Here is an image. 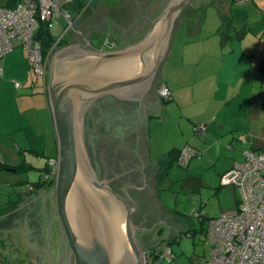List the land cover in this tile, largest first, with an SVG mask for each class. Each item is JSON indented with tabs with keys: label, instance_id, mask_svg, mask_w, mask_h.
Here are the masks:
<instances>
[{
	"label": "rangeland",
	"instance_id": "374dc122",
	"mask_svg": "<svg viewBox=\"0 0 264 264\" xmlns=\"http://www.w3.org/2000/svg\"><path fill=\"white\" fill-rule=\"evenodd\" d=\"M8 1L0 0V6H4ZM153 1L157 3L155 15L158 16L162 9L159 4L162 5L164 0H152V3ZM122 2L126 3L128 1L74 0L71 12L72 16L75 13L77 16H73L72 28L76 21L75 18H79V24L83 27L86 26V23L89 24L95 19L93 16L98 18L100 15L105 16L106 13L109 18L112 15L115 16L114 18L120 16V18H132L131 10H128L129 5L125 4L121 9L115 6ZM228 2L229 5H226ZM105 6H112L114 9L104 11L102 8ZM141 9L144 11L146 8L142 7ZM231 16L246 18L247 22L250 21L248 27L251 28V33L249 36L250 38H256V42L246 45L251 47L252 50H247L244 43L240 45L238 41H232L231 38L226 36V26L222 29L215 24L219 18H231ZM179 18V21L174 25L168 47V54L172 52L177 53L178 56L176 60L171 59L170 63H168L169 57L161 63L157 71L158 74L156 73L158 83L163 84L168 79V75L176 70L172 66L180 63L182 65L179 67L181 73L185 76L197 78L196 88H198L203 80V78H198L203 63L217 64L223 59L219 52L223 48H232V46L235 52H240V55H242L241 60L235 64L246 65L248 62L250 63V60L256 63L254 59H258L257 68L264 67V0H246V2L244 0L241 4L232 3L230 0H222L221 2L219 0H193L189 7L182 10ZM204 18L205 30L203 34L192 35L195 26L199 29ZM184 20L185 22H183ZM61 22L59 20L50 26V30L55 37H59L64 29V24ZM188 27L191 30H187ZM103 34L106 36L107 32ZM65 36L63 39L66 38ZM95 41L93 38V43ZM59 42L56 43L51 53L46 57V77H48V81L50 80V70L55 52L63 49ZM118 46L121 47V43ZM191 50H198L195 54L201 59L204 58L202 63L193 64L191 60L187 59L185 53L189 54ZM224 51H229V49ZM250 53H252L254 59L251 58ZM229 54L231 55L232 52ZM33 77L37 83L40 82V79L34 75ZM208 78L209 76L205 75L206 81ZM182 83L187 82L182 81ZM206 83L205 91L209 89ZM248 86L253 85L248 84ZM238 87L244 91V87L240 85ZM256 87L252 94L256 102L261 105V101L264 99H261L260 95L264 87L261 89L259 84ZM36 89L40 90V83H38ZM180 96L185 98L183 95ZM206 103L211 112L220 107L217 96L214 98L209 96L208 102L207 100L197 101L194 108L196 110L200 109L199 112L202 113L206 108ZM241 108L243 109V106H239V108L236 106L234 109L240 111ZM260 110L264 111V104L260 106ZM190 112L191 110L187 106L178 108L170 100L159 99L157 107L147 111L149 118L146 117L144 129L141 131V137L145 144L140 145V147H138V139L137 144L135 138V141L134 139H126L129 124L133 126V123L129 121L128 124L126 116L121 114H118L113 120H104L109 123L108 125L104 124L103 121L98 127L91 125V128H88V141L92 148L97 149V155L92 149L93 157L101 159V162H103L102 157L109 159L110 162L115 161L116 163L110 168L113 170L114 175L119 176L143 166L144 184L147 185L148 190L152 192V196L155 198L153 202L157 207V220L160 223L154 225L150 230L135 231V238L142 252L140 256L141 264H143L142 257H144V254L149 257L153 250L158 256H163L169 248L175 256V260L171 264H203L207 255L204 242V227H206L207 221L235 209L239 201L237 189L233 186H223L221 177L233 166L234 160L238 157L237 152H240L241 144L235 140V142H221L217 146L208 147L209 143L206 138L208 134L203 136L205 132L203 134L196 132V129L201 126H197V123L195 124L197 127L193 128L195 122L191 124L186 117V114ZM224 112L228 111L225 110ZM130 120L134 119L130 118ZM209 136L211 142L213 138H217L215 132L209 133ZM185 148L187 149L185 161L181 163L179 158V160H172L170 163L168 159L167 163L165 159L167 153L173 149L183 152ZM193 152L196 154L194 157H192ZM257 152L264 153L263 150ZM54 153L52 143L43 156L41 154L37 156L35 153L29 152L27 160L37 165L34 166L35 170L28 173L19 172V179H21L19 182L21 183L17 182L18 184L11 187L6 186L5 182L0 180V217L3 216L1 222L7 219L4 218L6 213H14L13 217L9 216L12 217L10 221L7 219L9 222L0 227V264H38L36 262L37 257L44 255L43 253L55 252L50 247L51 245L56 246L61 240V235L58 236L54 233L53 227H51L53 225L52 219L54 218L53 221L58 219L54 193L48 192L50 193L49 198L53 209L47 212L45 209L47 196L39 197L44 187L33 188V186L23 183V181H29L31 184L36 183L40 180L39 173L41 171L39 170L43 169L46 172L43 175L45 177L53 167L56 168L57 160L54 166L48 160L49 157L54 156ZM89 158L95 173L96 168L93 166L94 163L90 155ZM107 166L110 165L107 164ZM104 179L106 180L104 176H100L96 181L100 184ZM108 179L111 178L107 177ZM49 180L48 177L44 184L47 185ZM13 181L18 180L14 179ZM23 195L27 198L24 199ZM38 197L39 199L33 201L34 203L31 205L28 203ZM26 211L27 215H25ZM199 215L201 217H198ZM56 224L59 225L58 220ZM18 228L25 229L24 238L23 230H13ZM167 240L175 242L168 245ZM154 264L168 263L158 258L154 261Z\"/></svg>",
	"mask_w": 264,
	"mask_h": 264
},
{
	"label": "crops",
	"instance_id": "0c3cea01",
	"mask_svg": "<svg viewBox=\"0 0 264 264\" xmlns=\"http://www.w3.org/2000/svg\"><path fill=\"white\" fill-rule=\"evenodd\" d=\"M127 1L126 3L122 2L115 6L121 9L125 4L129 5L128 10H131L132 18H120L121 16L114 18L115 16L113 15L109 18V15L106 13L105 16L100 15L98 18L93 16L95 19L89 24L86 23L84 27L79 24V18H75L74 27L66 34V38L64 39L65 44L62 48L76 46L83 51L99 53L100 51L103 52V50L99 48L100 42L103 39L109 38V40L113 42L114 48L112 50L108 49L105 52H114L135 46L142 42L149 32L152 22L156 19L155 7L157 3L154 1L152 3V0ZM169 1L170 0H164V3L159 5L164 9ZM219 1L221 2L222 0ZM230 2L241 4L238 0H230ZM254 3L253 1V4ZM227 4L229 5V2L226 3V5ZM105 7L102 8L104 11H111L114 9L112 6ZM142 7L146 9L142 11ZM73 16L76 17V13ZM179 19L180 18H177L174 25ZM183 22H185V20ZM249 22H247L246 18H234L231 16V18H219L215 24L222 29L226 26V36L231 38L232 41H238L240 45L244 43L247 50H252L251 47L246 45L256 42V38H250L249 36L251 33V28L248 27ZM187 30H191V28L188 27ZM204 30L205 18L199 29L195 26L192 35L197 36L201 33L203 34ZM105 32H107L106 36L103 34ZM93 38L96 40L95 43H93ZM119 43H121V47L118 46ZM226 49H229V51H224ZM197 51L198 50H191L189 54L183 53H185L186 57H188L187 59L191 60L193 64L202 63L204 58L201 59L196 56L195 52ZM231 52L232 54L230 55L229 53ZM219 53L223 56L222 61L217 64L210 62L206 64L203 63V68L198 74V78H203V80L198 88H196L197 78L183 75L181 70H179V67L182 66L180 63L172 66V68H176V70L168 75V79H166L163 84L158 83L156 78L152 85V89H150L151 91H147L141 98L145 99L146 105L145 109L138 117L139 121L137 120V122H134L133 126L128 122L129 127L126 133V139L130 140L137 138L138 147L145 144L141 137V131L144 129L146 117L149 118L147 116V111L157 107L160 98L157 97L156 92L159 87L166 86L171 94L168 100L174 102L178 108L187 106L191 110L190 113L186 114V117L191 124L195 122L193 128L197 126H206V131H204L205 134L203 136L208 134L206 137L209 143L208 147L217 146L221 142H235V140L241 144L240 152H237L238 157L234 160L233 166L242 162L243 152L245 150H252L255 152L259 150L264 151V111L260 110V106L264 104V100L261 101L260 105L256 102L252 94V91L256 90L257 84L260 85L261 89L264 87V67L260 69L257 68L256 63H258L259 60H255L252 53H250V56L256 63L250 60V63L248 62L246 65L235 64L237 61L241 60L242 55H240V52H235L233 46L232 48H223ZM177 56V53L171 52L168 54L167 51L164 60L169 57L168 63H170L171 59L176 60ZM0 68V180L4 181L6 186L11 187L14 184H18L17 182L21 180L19 179V172L28 173L29 171L35 170L34 166L37 165L27 160L29 152L35 153L37 156H40V154L43 156L48 150V146L52 143L55 153L54 156L48 159L49 162L52 163V161L55 162L57 160L59 147L46 89L48 77H46L47 79L45 82L39 80L40 90L36 89L38 83L34 80L30 64L26 59L20 41L16 40L14 42V48L0 58ZM205 75L209 76L207 81L205 80ZM14 80L21 83V88H15L13 84ZM182 81L187 83L183 84ZM205 82H207L206 84H208L209 87L206 91ZM248 84L253 86H248ZM239 85L244 87V91L238 87ZM180 95L185 96V98H182ZM209 96H212V98L217 96L220 105L219 109L211 112L206 103V113L205 110L200 113V109L196 110L194 104L200 100H207L208 102ZM260 98L264 99V90H261ZM236 106H238V108L239 106H243V109L241 108L242 110L240 109V111L235 110L234 108ZM225 110L228 112H224ZM197 123L198 125L196 126L195 124ZM137 129L140 132H137ZM214 132L217 138H213L211 142L209 133ZM94 151L97 155V149H94ZM195 155V152H193L192 157ZM165 159L168 163V153L165 155ZM49 162L47 163L48 167ZM52 165L54 166V164ZM1 166H6L5 168L7 169H3ZM39 171H41L39 173V179L45 182L46 180L43 175L46 172H44L43 169ZM49 174L50 172H48L46 176ZM14 179L18 181H13ZM23 183L28 184V186L35 184H31L29 181H23ZM44 189L39 197L44 195L47 196L45 209L47 212H50L51 209H53L49 198L51 192L48 193L50 189ZM24 196L25 195H23V198L26 199L27 197L25 198ZM39 197L32 199L28 203L31 205L39 199ZM27 214L26 211L25 215ZM9 216L13 217L14 215L6 213L4 218L10 221L12 217ZM2 217H0V227L5 225L6 222H9L7 219L1 222ZM53 219V225L51 226L53 227V232L60 236V225L56 224L58 219H56V221H53Z\"/></svg>",
	"mask_w": 264,
	"mask_h": 264
},
{
	"label": "water",
	"instance_id": "95a60500",
	"mask_svg": "<svg viewBox=\"0 0 264 264\" xmlns=\"http://www.w3.org/2000/svg\"><path fill=\"white\" fill-rule=\"evenodd\" d=\"M192 1L170 0L135 46L99 53L70 46L55 52L47 86L59 147L54 198L75 264H141L135 231L160 223L155 198L144 184L143 166L122 174L131 176L119 184L124 198L105 179L97 183L82 139L83 116L104 96L134 91L143 97L167 54L177 17ZM13 230H23L24 238L25 229Z\"/></svg>",
	"mask_w": 264,
	"mask_h": 264
},
{
	"label": "built area",
	"instance_id": "2783aa9c",
	"mask_svg": "<svg viewBox=\"0 0 264 264\" xmlns=\"http://www.w3.org/2000/svg\"><path fill=\"white\" fill-rule=\"evenodd\" d=\"M8 3L9 6H0V58L14 48L16 40L20 41L33 75L45 82L47 58L43 57L36 34L41 24L47 23L50 28L61 20L64 29L56 43L63 39L73 25L74 0H9ZM103 45L111 47L108 40ZM13 84L16 89L21 88L20 82L14 80ZM157 96L168 100L170 90L159 87ZM204 131L206 126L196 129L197 133ZM180 154L182 163L187 149ZM221 183L237 189L239 201L235 209L207 221L204 227L207 255L203 264H264V153L245 150L242 162L223 174ZM143 256V264H154L158 258L168 264L175 260L170 248L153 260Z\"/></svg>",
	"mask_w": 264,
	"mask_h": 264
},
{
	"label": "flooded vegetation",
	"instance_id": "af4514ba",
	"mask_svg": "<svg viewBox=\"0 0 264 264\" xmlns=\"http://www.w3.org/2000/svg\"><path fill=\"white\" fill-rule=\"evenodd\" d=\"M181 13H180V15H181ZM179 16L177 18H179ZM106 39L109 40V38H106ZM109 41H110L111 47L104 46L102 41H101L99 48L103 51H106L110 48H113L114 47L113 42L111 40H109ZM154 79H156V76L151 81L150 87L147 89H146V87H144V90L149 91L150 88L152 89V87H153L152 85L154 84ZM130 93H131L130 95H124V96H111V95L104 96V97H101V98L97 99L96 101H94L92 103V105L89 108H87L84 112L82 139L84 138V127H85L86 121L88 123H90L91 125L98 127L104 120H108V119L113 120L118 114H121L123 116H126L128 122L129 121H131L132 123L137 122L139 115L145 109L146 101H145V99H141L142 97L139 96L140 95L139 93H136L134 91L130 92ZM130 118H133V119L136 118V119H134L136 121L130 120ZM104 124L108 125L109 123L104 121ZM83 141H84V147H86L85 146V140L83 139ZM86 153H87V151H86ZM180 156H181V154H180ZM91 157H92V161L94 163L93 166L96 168L95 179H98L100 176H104L106 178V180L104 181L106 183V185L113 192H115L116 194H118L119 196L124 198L123 190L119 189L120 188L119 184H121V182H122L121 180H125V179L129 180L131 178V176L126 177L122 174H120L119 177L115 176L113 174V170L110 169L111 166H113V164L116 163L115 161L110 162V161H108L109 159L102 157L103 162H101V159L93 157V152H92ZM107 164H109L110 166L108 167ZM56 175H57V165H56V168L53 167V169L51 170V172L48 176L50 179L48 184H51V183L53 184L51 189H50L51 193H55L54 184H55V180H56ZM107 177L111 178V179L107 180ZM144 199L140 200V202L147 200V198H144ZM11 214L14 215V213H11ZM133 214L134 213H132L131 217H132V221L134 222V215ZM138 221L140 223H144L143 219H138ZM60 228H61V232H62L61 235H63L64 240L62 238V240H60V242H58L56 246L51 245L50 248L54 249L55 252L52 251V253H50L48 255L45 253L42 256H38L37 260H36V262L38 264H75L73 255H72L71 250L68 246V243H67L66 237L63 233L62 227H60ZM43 257H44V259H43Z\"/></svg>",
	"mask_w": 264,
	"mask_h": 264
},
{
	"label": "trees",
	"instance_id": "16d2710c",
	"mask_svg": "<svg viewBox=\"0 0 264 264\" xmlns=\"http://www.w3.org/2000/svg\"><path fill=\"white\" fill-rule=\"evenodd\" d=\"M5 5L6 6H9V3L7 2ZM56 38L57 37L53 36V34H52V32H51V30H50V28H49V26H48L47 23H43V24L40 25L39 30H38V32L36 34V38L35 39L40 44L41 51H42V54H43V57L44 58H46L51 53V50L55 47ZM105 40H107V39H103L102 40V43ZM59 44L61 46H63L65 44L64 39H61L60 42H59ZM113 48H110V50H112ZM90 126H91V124L86 121V124H85V127H84V140H85V146H86L87 152H88V154L91 157V155H92V152H91L92 151V147L91 146L92 145L88 141L89 140L88 139V136L89 135L87 133L88 130H89L88 128ZM180 153H181V150H177V149L171 150L168 153V159H169L170 163H171L172 160H179ZM5 167L6 166H1V168L7 169ZM17 171H18V169H17ZM52 185H53L52 183L45 185L44 182L40 180L37 184L35 183L32 186H33V188H35V187H39L40 188V186H41V187H44L46 189H49V188L51 189ZM198 217H201V216L199 215ZM188 235H191V234H188ZM172 242H175V241H173V240H167L168 245H171ZM148 258H149V260H151V259L153 260L155 258H158V255L152 250V252L150 253V255H149Z\"/></svg>",
	"mask_w": 264,
	"mask_h": 264
}]
</instances>
